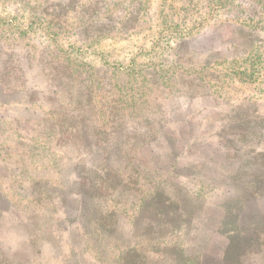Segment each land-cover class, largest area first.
<instances>
[{
  "label": "rangeland",
  "instance_id": "obj_1",
  "mask_svg": "<svg viewBox=\"0 0 264 264\" xmlns=\"http://www.w3.org/2000/svg\"><path fill=\"white\" fill-rule=\"evenodd\" d=\"M243 138L264 141V0H0V262L115 264L122 250L142 264H219L225 236L264 216V196L234 209L231 178L252 147L226 160L222 145ZM95 142L136 206L159 189L181 215L163 217L168 228L129 211L106 256L93 225L82 236L65 220L78 176L102 190ZM123 145L127 165L113 159ZM251 231L229 262L264 264Z\"/></svg>",
  "mask_w": 264,
  "mask_h": 264
},
{
  "label": "trees",
  "instance_id": "obj_2",
  "mask_svg": "<svg viewBox=\"0 0 264 264\" xmlns=\"http://www.w3.org/2000/svg\"><path fill=\"white\" fill-rule=\"evenodd\" d=\"M244 127V126H243ZM122 145V144H121ZM261 145H264V141H257L252 143L247 138L239 139L235 143L232 141L224 140V144L222 147L226 148L227 155L226 160H229L228 154L230 152L236 154L245 148H251L248 152H245L241 155L242 157V164L238 169L236 170V173L231 178V184L239 191L240 197L242 199V202L236 206L234 209H237L238 207H243L246 205L250 200H253L257 197L264 196V150H261L259 147ZM125 146H117L119 151L117 150V154H113V159L121 160L124 164H128L127 157H125V153L123 152V148ZM86 152L89 153V155L93 154L95 152L96 155L102 154V158L100 161H105L104 167L100 169V171L93 170L95 179L101 181L102 190L96 188L97 185L92 182L91 180L85 179V174H81V176H78L79 180H82L80 183V188H76L71 192L73 195V207L75 216L71 218L72 212H66V218L65 220L68 222L67 226L70 227H77L78 230H81V235L88 234L85 232L86 227L91 228L92 235L95 234V240L100 242V246H102V250L99 248H95L98 253V256L101 254L103 256L108 255V252L110 251V240H114V237L112 233H115V228L113 225L117 222V218L121 219L123 216H126L129 211H137L136 214H134L133 218L136 219L139 216V213L141 210L144 211H151L154 218H157L156 222L160 226L171 227V221L165 220L163 221V217L170 218L173 216L180 217L179 215V209L171 208L172 204L168 201L166 198V195L161 190H155L152 192L151 195L147 196L145 195L144 198L141 199V202L138 206H136L135 202V195H127V193H124V185L125 180L122 176L120 171L116 168H112V163L109 161V157L111 155V150L109 145H103L95 143H88L85 145ZM250 158V159H249ZM241 159V158H240ZM98 161V163L100 162ZM98 169V167L96 168ZM251 169V170H250ZM246 170L252 171L249 175V178H246ZM16 173V172H14ZM22 178L33 181V179L36 178V176L29 177L26 175L25 170H20V173ZM136 176V182H138V178L140 176L139 173L135 172ZM63 180V178H61ZM42 183L39 186L38 192L42 193L41 195L47 196L48 195V189L45 187L47 184V181H41ZM131 183V182H129ZM132 184H135V182H132ZM61 185H64L62 182ZM70 189V188H68ZM37 192V193H38ZM39 195V194H38ZM59 196L60 198V204L62 206L67 205L65 204V200L63 198V193L61 191L55 192V197ZM39 199V198H38ZM52 200L55 198L52 197ZM58 199V197H57ZM236 200V199H235ZM150 203V204H149ZM206 202H203L205 204ZM152 205V206H151ZM222 209V212L224 213L225 217H228L227 214V207L226 206H220ZM65 210H67L65 208ZM181 214H184V211H180ZM45 214H52V212H46ZM27 215V214H26ZM42 215V214H41ZM41 215H27L28 219H39ZM127 217V216H126ZM171 220V219H170ZM132 222V221H131ZM261 222H264V216L254 215L253 216V222L251 225H249V229H252V235H254V239L256 242V246L258 244L260 247H264V230L259 228V224ZM83 225L85 226V229L83 228ZM70 229V228H68ZM67 229V230H68ZM111 229V230H110ZM113 229V230H112ZM249 229H244L239 235L241 236L240 240L237 234L232 235L233 238H229L228 236H225L222 234V236H225L227 243L225 244V247L223 248V252L221 254V258L219 260V264H236L235 262H229L227 260V254L226 252H230L229 250L233 248L234 243L238 244L239 242L242 245V241L244 240V235ZM43 230V229H42ZM39 228H36L34 233H38L42 231ZM64 232H66L65 229H63ZM88 231V230H87ZM28 237H31L33 234L28 233L26 231ZM95 241V243H96ZM239 241V242H238ZM261 242V244H260ZM108 246V248H107ZM117 258L118 261L115 264H142L144 260L141 258V262L139 261L138 256L135 255L130 257L129 252H123L120 250ZM255 255V252H253L252 247L249 246L245 250V254H243L239 259H242L246 256ZM184 260L183 263H185ZM71 262H74L70 260L66 264H71ZM0 264H10V262L4 260L0 262ZM18 264V263H17ZM19 264H29L28 261H25L24 263ZM79 262L77 261V263ZM199 264H207L206 261H202Z\"/></svg>",
  "mask_w": 264,
  "mask_h": 264
}]
</instances>
